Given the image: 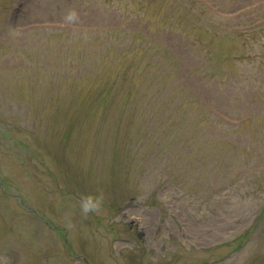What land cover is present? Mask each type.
Listing matches in <instances>:
<instances>
[{
    "label": "rangeland",
    "instance_id": "1",
    "mask_svg": "<svg viewBox=\"0 0 264 264\" xmlns=\"http://www.w3.org/2000/svg\"><path fill=\"white\" fill-rule=\"evenodd\" d=\"M0 264H264V0H0Z\"/></svg>",
    "mask_w": 264,
    "mask_h": 264
},
{
    "label": "clouds",
    "instance_id": "2",
    "mask_svg": "<svg viewBox=\"0 0 264 264\" xmlns=\"http://www.w3.org/2000/svg\"><path fill=\"white\" fill-rule=\"evenodd\" d=\"M69 20L72 19V15L70 14L68 17ZM100 204V199H93V198H88L86 200H83L81 202V207H82V211L87 214L89 212H93L96 211L99 207Z\"/></svg>",
    "mask_w": 264,
    "mask_h": 264
},
{
    "label": "trees",
    "instance_id": "3",
    "mask_svg": "<svg viewBox=\"0 0 264 264\" xmlns=\"http://www.w3.org/2000/svg\"><path fill=\"white\" fill-rule=\"evenodd\" d=\"M202 43V42H201Z\"/></svg>",
    "mask_w": 264,
    "mask_h": 264
}]
</instances>
